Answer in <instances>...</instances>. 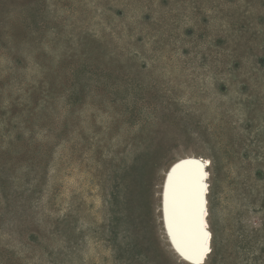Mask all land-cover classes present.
Wrapping results in <instances>:
<instances>
[{"label": "rangeland", "instance_id": "374dc122", "mask_svg": "<svg viewBox=\"0 0 264 264\" xmlns=\"http://www.w3.org/2000/svg\"><path fill=\"white\" fill-rule=\"evenodd\" d=\"M188 155L202 264H264V0H0V264H191L161 213Z\"/></svg>", "mask_w": 264, "mask_h": 264}, {"label": "bare ground", "instance_id": "6f19581e", "mask_svg": "<svg viewBox=\"0 0 264 264\" xmlns=\"http://www.w3.org/2000/svg\"><path fill=\"white\" fill-rule=\"evenodd\" d=\"M181 161H195L198 162L200 167L197 169L196 164H184L177 168L169 179L165 195V213L171 232V241L169 239L168 241L181 259L191 264H202L208 257L211 246V231L207 220V191L209 185L207 160L197 155L182 156L176 159L169 168ZM199 231L208 234L203 241L207 251L201 254L199 259L203 258L201 262L198 260L197 263H193L189 261L192 259L188 260L185 255H182L177 244L186 247L197 238Z\"/></svg>", "mask_w": 264, "mask_h": 264}, {"label": "snow or ice", "instance_id": "6c2138e0", "mask_svg": "<svg viewBox=\"0 0 264 264\" xmlns=\"http://www.w3.org/2000/svg\"><path fill=\"white\" fill-rule=\"evenodd\" d=\"M184 164H196L197 169L200 167L198 162L195 161H181L180 164L174 166L173 171H175V168H178ZM171 175L172 173H169V178H171ZM207 235V232L199 231L197 238L186 247H181V245L178 243V250H180L182 255H185L186 258L198 261L201 257V254L207 251L206 246L203 243L204 239L207 238Z\"/></svg>", "mask_w": 264, "mask_h": 264}, {"label": "water", "instance_id": "95a60500", "mask_svg": "<svg viewBox=\"0 0 264 264\" xmlns=\"http://www.w3.org/2000/svg\"><path fill=\"white\" fill-rule=\"evenodd\" d=\"M180 163L181 162L176 163V164H174L173 166H171L169 168V170L166 173V176H165V179H164V183H163V186H162V191H161V213H162V220H163V225H164L165 232H166V234L168 236V239L170 241H171V232H170L169 224H168L167 217H166V213H165V195H166V192H167L168 182H169V179H170L169 178V173H172L173 174V172H175V171H173L174 166H176V165H178ZM175 170H177V168H175ZM186 259H188V258H186ZM202 260H203V258L201 260H199V261L201 262ZM189 261H192L193 263H197V261H194V260H189Z\"/></svg>", "mask_w": 264, "mask_h": 264}]
</instances>
